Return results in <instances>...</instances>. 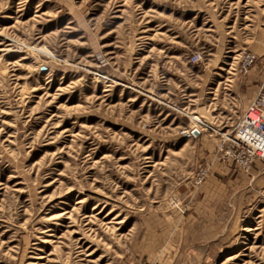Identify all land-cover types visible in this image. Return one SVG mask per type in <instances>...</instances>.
I'll return each instance as SVG.
<instances>
[{
    "label": "rangeland",
    "instance_id": "1",
    "mask_svg": "<svg viewBox=\"0 0 264 264\" xmlns=\"http://www.w3.org/2000/svg\"><path fill=\"white\" fill-rule=\"evenodd\" d=\"M263 95L264 0H0V264H264Z\"/></svg>",
    "mask_w": 264,
    "mask_h": 264
},
{
    "label": "built area",
    "instance_id": "2",
    "mask_svg": "<svg viewBox=\"0 0 264 264\" xmlns=\"http://www.w3.org/2000/svg\"><path fill=\"white\" fill-rule=\"evenodd\" d=\"M199 58V55H192L193 62ZM244 58L249 65L254 60V55L247 53ZM194 130L201 132L192 125L184 128L182 133L190 137ZM235 130L230 138L231 143L239 147L248 160L264 159V95L256 97L245 107Z\"/></svg>",
    "mask_w": 264,
    "mask_h": 264
},
{
    "label": "water",
    "instance_id": "3",
    "mask_svg": "<svg viewBox=\"0 0 264 264\" xmlns=\"http://www.w3.org/2000/svg\"><path fill=\"white\" fill-rule=\"evenodd\" d=\"M193 134H194V135H198L199 132H198L197 130H194V131H193Z\"/></svg>",
    "mask_w": 264,
    "mask_h": 264
},
{
    "label": "crops",
    "instance_id": "4",
    "mask_svg": "<svg viewBox=\"0 0 264 264\" xmlns=\"http://www.w3.org/2000/svg\"><path fill=\"white\" fill-rule=\"evenodd\" d=\"M207 126H209V125H207Z\"/></svg>",
    "mask_w": 264,
    "mask_h": 264
}]
</instances>
